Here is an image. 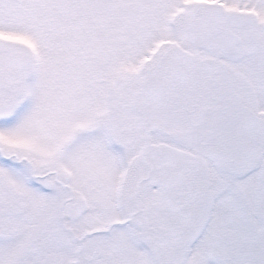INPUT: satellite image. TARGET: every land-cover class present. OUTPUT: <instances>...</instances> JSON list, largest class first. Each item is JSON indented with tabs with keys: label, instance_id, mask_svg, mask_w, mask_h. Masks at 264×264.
I'll return each instance as SVG.
<instances>
[{
	"label": "flooded vegetation",
	"instance_id": "af4514ba",
	"mask_svg": "<svg viewBox=\"0 0 264 264\" xmlns=\"http://www.w3.org/2000/svg\"><path fill=\"white\" fill-rule=\"evenodd\" d=\"M238 1L235 9L205 2L187 21L185 49L142 54L136 69L122 65L120 42L117 54L84 70L82 86L57 67L53 99L43 85L29 108L33 57L24 54L26 67L13 70L9 59L19 51L6 54L0 39V127L46 101L55 123L51 154L0 138V159L27 170L24 183L55 188L57 225L77 246L68 264L80 255L106 264L107 250L125 248L136 256L145 249L144 264H168L172 251L199 241L204 249L209 237L251 247L235 239L241 227L264 258V0ZM97 169L116 172L114 192ZM77 202L83 211L69 218L66 207Z\"/></svg>",
	"mask_w": 264,
	"mask_h": 264
},
{
	"label": "rangeland",
	"instance_id": "374dc122",
	"mask_svg": "<svg viewBox=\"0 0 264 264\" xmlns=\"http://www.w3.org/2000/svg\"><path fill=\"white\" fill-rule=\"evenodd\" d=\"M218 1L0 0V39L6 42V54L19 51L33 57L36 78L29 86V108L42 96L43 85L51 93L47 99H53L57 67L65 68L61 72L69 68L76 86H82L79 79L85 77L84 70L98 67V59L105 52L117 54L119 42L124 54L122 65L134 69L140 66L143 58L139 62L137 59L142 54L185 49L186 43L190 44V40H184L189 34L187 21L205 2L218 4ZM220 1L225 8H238V0ZM53 111L54 105L46 101L34 115L20 113L14 121L0 127V138L7 145L19 147L21 152L30 153L38 148L42 156L51 154L55 133ZM91 156L92 162L99 166V160L94 154ZM66 166L64 170L70 176L77 173L70 165ZM19 173L16 167L0 159V178L5 185H0V264H68L74 260L77 246L57 225L55 188L24 183L23 179H28L27 170ZM95 173L112 181L114 185L109 189L114 192L116 172L107 176L104 169H97ZM77 186L76 191L84 188L83 184ZM76 195L80 196L78 192ZM262 205L264 214V193ZM64 224L67 229L71 226L67 220ZM240 230L241 237L236 232L235 239L250 242L251 247L236 249L217 244L209 237L204 249L199 241L195 247L172 251L168 264H264L263 256L253 248L254 240L249 239L250 230L244 227ZM139 252L140 256H136V251L133 253L130 248L107 250L106 264H144L146 250ZM76 264L87 263L80 255Z\"/></svg>",
	"mask_w": 264,
	"mask_h": 264
},
{
	"label": "water",
	"instance_id": "95a60500",
	"mask_svg": "<svg viewBox=\"0 0 264 264\" xmlns=\"http://www.w3.org/2000/svg\"><path fill=\"white\" fill-rule=\"evenodd\" d=\"M5 43L1 42V46L4 47ZM25 53L22 52H13L11 53L9 59V67L13 70L20 68H25L27 64V56L24 55ZM83 204L77 202L73 205H69L66 207L67 215L69 218L75 219L79 216L81 211H83Z\"/></svg>",
	"mask_w": 264,
	"mask_h": 264
}]
</instances>
